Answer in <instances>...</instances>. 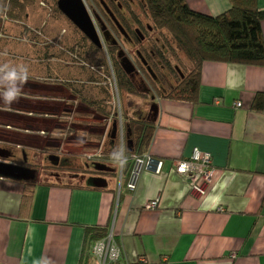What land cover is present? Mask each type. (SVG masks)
Segmentation results:
<instances>
[{
	"label": "crops",
	"instance_id": "1",
	"mask_svg": "<svg viewBox=\"0 0 264 264\" xmlns=\"http://www.w3.org/2000/svg\"><path fill=\"white\" fill-rule=\"evenodd\" d=\"M186 2L210 14L228 6L227 0ZM257 4L264 8V0ZM42 13L0 23V64L29 71L24 96L10 109L0 100V163L27 170L20 177L0 174V264H78L84 227L94 225L112 234L122 251L119 264H264V67L205 61L196 102L161 96L144 105L143 116L150 111L156 123L145 154L163 165L158 174L140 172L134 190L123 187L127 173L120 177L116 163L103 164L102 182L66 183L55 174L63 178L65 166L85 162L83 154L119 146L127 153L133 144L115 119L104 123L100 102L108 104L112 92L102 86V70L71 47L81 34L57 13L56 20ZM261 31L264 39V20ZM259 94L263 105L256 109ZM195 151L209 155L213 170L200 194L173 166ZM26 182L34 192L25 212ZM152 200L156 207L146 209Z\"/></svg>",
	"mask_w": 264,
	"mask_h": 264
},
{
	"label": "trees",
	"instance_id": "2",
	"mask_svg": "<svg viewBox=\"0 0 264 264\" xmlns=\"http://www.w3.org/2000/svg\"><path fill=\"white\" fill-rule=\"evenodd\" d=\"M34 0H0V23L6 21L24 22L25 8L27 3ZM228 6L226 10L218 14H210L197 11L191 8L186 0H141V9L147 19V23L154 31L155 41L153 46L157 49L160 64L164 66V72L167 75L176 76L174 79L167 80L163 78V84H169L164 87V92L159 91V97L187 100L191 102L197 101V93L200 85L201 65L205 61H218L226 63H235L240 65L263 66L264 67V39L261 31V22L264 20V8L257 4V0H227ZM28 3V4H29ZM54 11L61 17L63 14L57 8V0H53ZM100 5L102 6L101 2ZM105 22L114 29L113 36L117 37L120 30L115 23L109 19L102 6ZM126 11V12H125ZM130 13V15H129ZM65 18V16H63ZM106 17V18H105ZM74 33L77 31L79 39L77 44L71 46L77 48L83 59H88L91 66L102 70V78L106 82V91L108 92V84L112 83L119 96L124 91L131 99L136 100L138 97L140 102H145L147 96L140 95L137 84L133 79V73L125 72L120 60L116 59L117 42L112 39L113 47H107V58L101 55L99 47L90 42L67 18H65ZM119 24L126 33V28L134 25H146L134 14V11L126 5L125 9L119 13ZM143 26V28H144ZM121 33V32H120ZM78 34V33H77ZM122 34V33H121ZM122 35H119V38ZM110 38V37H109ZM108 38V39H109ZM121 40H126L123 36ZM103 47H106L103 46ZM85 48H88L84 50ZM90 55L86 54L89 51ZM98 51V52H94ZM180 52L184 55L187 64L181 69L177 64V68L181 71L175 75V70L168 62L166 55L171 54L177 60L176 53ZM88 57H87V56ZM108 59L110 65L104 64V60ZM158 73L160 68L156 66L153 58L148 59ZM150 75V74H146ZM149 85V84H148ZM149 87H151L149 85ZM152 88V87H151ZM152 91H157L156 88ZM110 97V95H109ZM154 97L152 96V100ZM109 100V99H108ZM99 105V102H97ZM263 105V97L259 94L254 102L256 109H261ZM143 110L132 111L127 106L111 105L103 106L104 123L108 125L110 119H115L117 131L125 133L132 141L133 146L128 149L127 162L120 168L119 176L126 174V186L128 189V181L131 173V166L134 157H141L145 154L152 133L156 127V123L151 119V113L143 116ZM113 123V124H114ZM118 123H120L118 125ZM112 124V125H113ZM110 126V124H109ZM108 126V127H109ZM110 152H104L100 149L83 154L86 162L92 167H100L102 171H98L99 176H92L91 181L85 184H93V181L102 182V173L105 170L103 164L113 165L114 161L110 157ZM116 166V165H115ZM127 170L125 171V169ZM114 167H112L113 170ZM92 169H85V172L94 174ZM95 170V168H94ZM97 171V170H96ZM115 172V171H114ZM125 172V173H124ZM111 176H113L111 174ZM97 177L101 178L98 179ZM104 183V182H103ZM103 187V186H102ZM99 190V187H91ZM104 191H111L105 186ZM121 188V192H122ZM34 185L26 182L20 201V210L27 211L32 201ZM84 244L78 264H98L92 254L91 248L95 241L106 238L108 228L106 226H89L84 227ZM106 264H119L118 261Z\"/></svg>",
	"mask_w": 264,
	"mask_h": 264
},
{
	"label": "rangeland",
	"instance_id": "3",
	"mask_svg": "<svg viewBox=\"0 0 264 264\" xmlns=\"http://www.w3.org/2000/svg\"><path fill=\"white\" fill-rule=\"evenodd\" d=\"M84 1L86 3L87 9L89 10L93 20L95 21V24L97 23L96 26H98V28L100 29V23L98 20H99V16H102V14L104 13L102 11L103 8L100 5V0H84ZM140 2H141V0H134V2L131 5V8L134 11V14L140 19V21L142 23L146 24L147 19L145 18L144 14L142 12ZM28 3H27V6L25 8V12L30 11V12H34V13H41L43 11V13H42L43 16L51 18L52 20H56V17H59L64 22H66L68 24V26L71 28V26L69 25V23L67 22V20L63 16L61 17L60 15H58V16L55 15L57 12L55 13V11H54L53 0H34L31 3H29V4ZM23 19L25 20V16L23 17ZM106 27H107L106 35L102 34L103 39H104V46L106 45V47H103V46L100 47L101 48L100 49L101 55L107 58L106 48L110 47V46L113 47L112 39H115L117 42L116 47L118 49L116 55L122 59L124 57L125 58L127 57L130 60V62L132 63L133 60L130 58V55L132 53V50L135 48V46H129L131 44V42H128L127 40H124V41L121 40L123 35L120 32H118V34L122 35V36L119 38V35H117V37L114 38V36H113L114 29L111 26H109L108 24ZM49 33L52 34L51 37H55L57 40L61 39V37H62V35L57 30H51ZM154 34L155 33L153 31V35ZM44 37L51 39L50 37H47V36H44ZM108 37H110V38L108 39ZM86 49H88V48H85L84 50H86ZM90 52H91V50L86 51V54L90 55ZM94 52H98V51H94ZM176 55H177L178 60L174 56H172L171 54L166 55V58H167L168 62L170 63L171 67L175 70V75H178L181 71H179L180 69L177 68V64L182 69L184 64L188 65V62L186 61V59L182 53L177 52ZM86 60H88V59H86ZM104 64H106L107 66L110 65V62L108 61V59L104 60ZM130 73H133V72H130ZM133 74H134L133 79H134L135 83L137 84V89H138L139 94L140 95H146L147 98H146L145 102H140V101H138V100H140L138 97H136L135 98L136 100H134V99H131L130 97H128L127 93L125 91H124V93L122 92L120 95L121 96L120 104L122 106H124V105L127 106L128 109H130L132 111L142 110L144 105L147 104L148 106H150L153 104L152 103L153 102L152 96L154 98H157L160 95L159 91L164 92L163 78L167 79V77H169V80L174 79V77L176 78V76H172V74H171V76H169V75H167L166 72L163 71V73L161 75L157 74L155 76V81H154L155 83H153V87L151 88L148 85V81H150V79L152 77L151 74L150 75L144 74V76H141L140 74L136 75L135 73H133ZM175 82H177V81L175 80ZM102 86H106V85H102ZM108 87L111 89L112 96L114 99V105H117L118 97H117V95L114 97L115 87L113 86L112 83H109ZM155 88L157 91L154 94L152 89H155ZM113 99L110 96V99H109L110 101L107 100L108 104H104L103 100H102L100 102L101 106H104V107L111 106L113 103ZM119 99H120V97H119ZM83 159L85 162H81L82 164L80 163V165H78V166L73 165L74 167L69 166L68 170H70V171L64 172L63 178H61L60 181H63L66 183H73V184L78 183V182H75L74 180H76V179L79 180V178L74 179V178H71L70 176L72 175V173L75 175L81 174L79 172L82 170V168L85 166H89L86 164L85 158H82V160ZM70 168H72V169H70ZM89 168H91L92 169L91 171L95 172V173L94 174L85 173L86 175H88V176L98 175L99 176V173H97L98 171L94 170V167H89ZM77 177H79V176H77Z\"/></svg>",
	"mask_w": 264,
	"mask_h": 264
},
{
	"label": "built area",
	"instance_id": "4",
	"mask_svg": "<svg viewBox=\"0 0 264 264\" xmlns=\"http://www.w3.org/2000/svg\"><path fill=\"white\" fill-rule=\"evenodd\" d=\"M239 105V102L235 103V106ZM209 163L210 158L207 153L195 151L189 160H175L173 166L179 174L189 180L195 194H200L203 192L202 186L208 183L213 174V170L209 167ZM162 165L161 160L147 154L141 157H134L128 181V189L134 190L136 188V182L138 181L137 178L140 172L147 170L158 174L162 169ZM156 205L157 200H152L145 204V208L152 209L155 208ZM91 251L98 264L116 262L121 259L122 254L120 247L111 233H109L106 238L95 241Z\"/></svg>",
	"mask_w": 264,
	"mask_h": 264
},
{
	"label": "flooded vegetation",
	"instance_id": "5",
	"mask_svg": "<svg viewBox=\"0 0 264 264\" xmlns=\"http://www.w3.org/2000/svg\"><path fill=\"white\" fill-rule=\"evenodd\" d=\"M102 1V0H100ZM107 8L110 10V12L113 14V16L119 20V13L122 12L123 9H125V6L128 5L129 9L131 10V5L134 2V0H103ZM104 7V11L109 17L110 20H112L110 13L108 12V9ZM130 15V13H129ZM106 18V17H105ZM99 23L101 32L103 31V34L107 31V24L104 19V15L99 16ZM113 21V20H112ZM144 26V25H143ZM142 25H134L133 27L126 28V35H123V37L128 41L131 42L129 46H135V48L132 50V53L130 55V58L133 60V73L136 75L144 76V74H151L152 77L150 81H148V84L153 87V83H155V76L157 74L161 75L163 73V70L165 69L162 64H160V59L157 54V49L153 46V43L150 42L147 38V35L152 33V41H155V37L153 35V29L146 24L143 28ZM110 35V34H109ZM109 38V37H108ZM145 42V43H144ZM153 58V61L155 62L156 66L160 68V71L157 73L155 71L154 66L150 63L148 60L149 58ZM121 61V60H120ZM58 162V161H57ZM59 163V162H58ZM54 166V165H52ZM90 166H85L82 168V170L79 172L81 174L75 175L72 173L70 176L71 178H79V180H74L75 182H89L91 181L92 176H88L85 173V169H89ZM66 168V166L64 167ZM48 173L51 171L49 169H44ZM90 174V173H89ZM42 177H46V173L40 174ZM55 176L59 179L62 178L59 172L55 174ZM79 176V177H77Z\"/></svg>",
	"mask_w": 264,
	"mask_h": 264
},
{
	"label": "water",
	"instance_id": "6",
	"mask_svg": "<svg viewBox=\"0 0 264 264\" xmlns=\"http://www.w3.org/2000/svg\"><path fill=\"white\" fill-rule=\"evenodd\" d=\"M104 7L107 8L105 4ZM57 8L65 16V18H67L72 24H74L90 42H92L99 48L101 46H104V39L102 36L103 31L101 32V28L99 29L98 26H96L97 23L95 24V21L93 20L89 10L87 9L84 0H57ZM108 12L110 13L113 22L120 30V32L123 35H126L124 29L121 27L118 20L113 16L109 9ZM120 65L122 69L127 73L133 71L134 67L127 57H124L120 61ZM86 164L90 165L88 162H86ZM69 166L74 167L73 165H67V170L69 169ZM26 171L27 170H23L17 165L0 163V174H2L3 176L20 177V173H26Z\"/></svg>",
	"mask_w": 264,
	"mask_h": 264
},
{
	"label": "clouds",
	"instance_id": "7",
	"mask_svg": "<svg viewBox=\"0 0 264 264\" xmlns=\"http://www.w3.org/2000/svg\"><path fill=\"white\" fill-rule=\"evenodd\" d=\"M28 79L29 71L26 65L0 64V100L3 101V105L7 109H10L11 105L18 102L25 95L23 86ZM126 151L125 146H119L110 153L111 159L117 166L123 167L126 164Z\"/></svg>",
	"mask_w": 264,
	"mask_h": 264
},
{
	"label": "bare ground",
	"instance_id": "8",
	"mask_svg": "<svg viewBox=\"0 0 264 264\" xmlns=\"http://www.w3.org/2000/svg\"><path fill=\"white\" fill-rule=\"evenodd\" d=\"M152 33L151 34H149V35H147V38H148V40L150 41V42H152L153 43V41H152ZM116 59H118V60H122V58H120L119 56H117L116 55ZM117 95V97H118V101H117V105L119 104V95H118V93L116 92L115 93V96ZM114 105V103H112V106ZM120 262V260H118V263Z\"/></svg>",
	"mask_w": 264,
	"mask_h": 264
}]
</instances>
